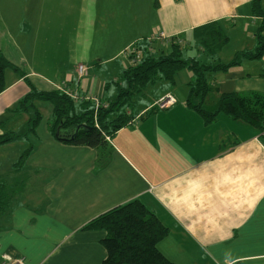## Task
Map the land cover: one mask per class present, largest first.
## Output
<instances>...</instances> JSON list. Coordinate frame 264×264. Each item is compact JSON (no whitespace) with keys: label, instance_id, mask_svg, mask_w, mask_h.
I'll list each match as a JSON object with an SVG mask.
<instances>
[{"label":"crops","instance_id":"1","mask_svg":"<svg viewBox=\"0 0 264 264\" xmlns=\"http://www.w3.org/2000/svg\"><path fill=\"white\" fill-rule=\"evenodd\" d=\"M251 1L0 0V53L16 66L5 69L0 92V136L12 137L0 144L9 197L0 213V264H102L105 232L85 225L133 199L168 227L157 247L174 264H264V140L242 119L219 112L206 122L189 106L191 71L136 94V116L94 147L56 139L48 101H33L48 116L33 129L32 108H17L31 86L97 96L104 106L129 65L126 48L150 40L167 50L175 37L197 54L199 28L210 22L227 40L216 53L207 47V59L255 50L264 15L252 14ZM78 64L87 68L82 76ZM207 81V109L221 93L264 94V51ZM150 85L158 86L148 93ZM165 94L176 102L159 109Z\"/></svg>","mask_w":264,"mask_h":264},{"label":"trees","instance_id":"2","mask_svg":"<svg viewBox=\"0 0 264 264\" xmlns=\"http://www.w3.org/2000/svg\"><path fill=\"white\" fill-rule=\"evenodd\" d=\"M261 1L250 2L253 15H264ZM223 31L220 23L216 22L206 23L200 27L197 54H190L187 43L182 39L176 40L175 37H171L167 50H163L162 47L154 48L152 46L154 41L150 45V40L138 45L140 58L136 62H130L122 69L118 79L112 81L115 85L114 98L110 101L105 100L106 105L98 107L97 110L91 100L74 101L58 90L41 91L34 86H31L29 93L18 102L17 108L25 111L32 108L33 114L29 124L33 129L42 118L33 101H48L52 106L50 128L54 137L62 142L94 147L104 144L106 137L129 124L136 116L137 112L133 109V98L136 94L143 93L149 84L157 82L173 84L176 73L187 69L192 72V79L186 103L198 110L206 122L214 119L217 113L224 112L230 118L242 119L261 132L264 130L263 93L251 92L248 95L238 92L221 93L213 109L205 107L211 90L207 81L209 73L226 71L244 58H259L264 51V33L260 30L255 33L258 43L255 50L238 53L227 62L216 61L214 58L207 59L202 55L206 49L210 48L216 53L215 44L221 45L227 40ZM8 67L16 69V66L0 53V92L4 89V71ZM151 110L154 108L148 113ZM261 136L264 140V134ZM11 138L8 135L0 136V144ZM30 149L31 147L26 149L21 160ZM8 200L5 184L0 181V213L5 210ZM85 228L105 232L101 243L107 254L102 264H174L157 247L158 242L167 235L168 227L138 199L101 213L91 219Z\"/></svg>","mask_w":264,"mask_h":264},{"label":"built area","instance_id":"3","mask_svg":"<svg viewBox=\"0 0 264 264\" xmlns=\"http://www.w3.org/2000/svg\"><path fill=\"white\" fill-rule=\"evenodd\" d=\"M161 37L164 36V34H160ZM139 49L137 48H130V51L127 52V50H125V57H130L131 54H133V57L130 58V62H135L136 60H138L140 58V51H138ZM86 66L84 64H78L77 68H76V72L78 73L79 76H82L86 73ZM62 89L68 96L73 97L74 99L78 98V94L76 91H69L67 89H63V88H59ZM86 99H91L94 103H95V109H97V107L100 104V99L97 96H86ZM176 101V98L172 95V94H165L163 97H161L156 103L160 108H164L167 106H170L172 104H174ZM12 264H24L23 259H18V260H13L11 262ZM220 264V263H219ZM224 264V263H221Z\"/></svg>","mask_w":264,"mask_h":264},{"label":"rangeland","instance_id":"4","mask_svg":"<svg viewBox=\"0 0 264 264\" xmlns=\"http://www.w3.org/2000/svg\"><path fill=\"white\" fill-rule=\"evenodd\" d=\"M136 44L137 43H135V44H132V47L131 48H136L137 46H136ZM126 50H127V52L128 51H130V49H129V47L128 48H126ZM202 55H204V54H202ZM225 55L228 57V55H230V54H228V53H225ZM38 69H40L41 70V68L40 67H38ZM91 71V73H97V71H103V69H101V70H99L98 68H96V67H94V68H92V70H90ZM158 85H150L149 87H148V93L149 92H151V91H154V90H156L155 88L157 87ZM111 91V90H110ZM138 95H135L134 96V99L137 97ZM140 97V100H142V102H145V101H147V102H145L146 104H149L150 103V101H148L147 99H146V97H142V96H139ZM45 104H48L49 105V103L48 102H44ZM132 107V106H131ZM155 110V109H154ZM127 111H128V108H127ZM151 112H153V110H151ZM43 114V117H42V121L41 122H46L47 121V115H45L44 114V112L42 113ZM41 124V123H40ZM126 126V125H125Z\"/></svg>","mask_w":264,"mask_h":264},{"label":"bare ground","instance_id":"5","mask_svg":"<svg viewBox=\"0 0 264 264\" xmlns=\"http://www.w3.org/2000/svg\"><path fill=\"white\" fill-rule=\"evenodd\" d=\"M136 48H138V46H137ZM126 58H127V57H126ZM127 60H128V62H129V64H130V57H128ZM135 62H136V61H135ZM69 97H71V96H69ZM71 98L74 99L73 97H71ZM82 99H85V97H82V96H79V95H78V98H77V99H74V100H75V101H78V100H82ZM92 102H93V101H92ZM175 102H176V101H175ZM93 104H94V108H95L96 105H95L94 102H93ZM156 105H157V103H156ZM172 105H173V104H172ZM100 106H102L101 103L99 104L98 107H100ZM170 106H171V105H170ZM170 106H167V107H164V108H160V107L157 105V107H158L159 109H165V108H168V107H170ZM98 107H97V108H98ZM95 110H97V109H95ZM129 123H130V122H129ZM261 134H264V130H262V131L260 132V135H261Z\"/></svg>","mask_w":264,"mask_h":264}]
</instances>
